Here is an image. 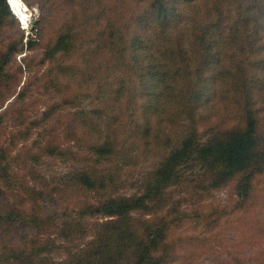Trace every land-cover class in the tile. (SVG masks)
<instances>
[{"label":"rangeland","instance_id":"rangeland-1","mask_svg":"<svg viewBox=\"0 0 264 264\" xmlns=\"http://www.w3.org/2000/svg\"><path fill=\"white\" fill-rule=\"evenodd\" d=\"M22 1L28 26L8 0L13 15L0 18V212L71 216L97 199L144 193L149 183L153 206L133 216L142 231L145 219L167 225L164 264H264V56L250 71L262 154L255 168L224 178L221 170L220 177L191 161L183 181L159 188L158 169L184 148L191 131L205 141L206 131L241 124L231 112L241 98L223 88L214 103L197 99L205 119L198 113L176 125L160 113L148 115L149 90L134 56L145 51L122 33L129 25L132 33L142 32L129 15L116 19L134 6L132 0ZM66 27V49L51 54ZM102 144L120 155L99 157L95 146ZM82 167L106 188L88 189L70 175ZM57 229L41 237L59 240Z\"/></svg>","mask_w":264,"mask_h":264},{"label":"trees","instance_id":"trees-1","mask_svg":"<svg viewBox=\"0 0 264 264\" xmlns=\"http://www.w3.org/2000/svg\"><path fill=\"white\" fill-rule=\"evenodd\" d=\"M132 3L134 6L116 19L123 21L129 15V21H136L142 32L132 33L131 25L122 31L129 36V43L145 51L134 56L142 83L149 90L148 115L160 113V117L173 119L176 125L198 113L205 119V114L195 107L197 99L214 103L223 88L231 91L232 97L241 98L231 111L241 124L206 131L205 141L197 139L198 130L191 131L184 148L172 152L158 169L157 187L183 181L182 171L191 161L203 162L214 173L221 170L224 178L228 173L254 169L262 154L257 149L259 117L250 71L255 72L264 56V0ZM4 14L13 15L7 0H0V18ZM70 37L71 29L66 27L50 53L65 50ZM117 51L120 54V49ZM149 119L150 116L148 124ZM190 125L197 129L198 122ZM193 149L195 153L190 156ZM95 152L101 158L120 155L117 149L104 144L96 145ZM70 175L88 189L106 188L102 178H94L93 172L83 167ZM153 192L148 183L144 193L97 199L71 216L66 211L53 216L35 211L0 212V230L9 234H0V264H164L162 248L167 225L145 219L139 222L143 223L142 231L136 228L133 216L135 210H150ZM160 192L162 189L157 190ZM61 216L66 219L58 223ZM50 228H58L59 240L41 237Z\"/></svg>","mask_w":264,"mask_h":264},{"label":"bare ground","instance_id":"bare-ground-1","mask_svg":"<svg viewBox=\"0 0 264 264\" xmlns=\"http://www.w3.org/2000/svg\"><path fill=\"white\" fill-rule=\"evenodd\" d=\"M11 8L14 10L13 12L17 15L21 23L28 26L29 24V14L28 7L23 3L22 0H8Z\"/></svg>","mask_w":264,"mask_h":264}]
</instances>
